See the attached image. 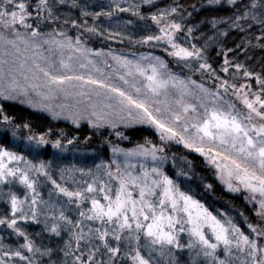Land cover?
I'll list each match as a JSON object with an SVG mask.
<instances>
[{"label": "snow or ice", "instance_id": "snow-or-ice-1", "mask_svg": "<svg viewBox=\"0 0 264 264\" xmlns=\"http://www.w3.org/2000/svg\"><path fill=\"white\" fill-rule=\"evenodd\" d=\"M93 140L108 159L56 166ZM174 146L242 203L213 209ZM0 264H264V0H0Z\"/></svg>", "mask_w": 264, "mask_h": 264}, {"label": "trees", "instance_id": "trees-1", "mask_svg": "<svg viewBox=\"0 0 264 264\" xmlns=\"http://www.w3.org/2000/svg\"><path fill=\"white\" fill-rule=\"evenodd\" d=\"M104 4L108 3V0H102ZM125 19L130 18L128 14H122ZM131 31L135 32V29H130ZM88 46L92 48H112V49H119V50H151L147 46H141L134 43L129 42L127 39L124 40L123 43H120L118 40L108 41L104 38H92L88 41ZM157 52H161L160 49H152ZM162 53V52H161ZM163 54V53H162ZM166 59L170 60V67L176 68L174 62H171L170 57H165ZM16 113L18 115L27 116L33 122L34 128H43L44 126H56V127H67L69 126V122L60 119V120H53L51 116L47 113L34 109L26 104H20L19 102H15ZM83 128H87V124L82 123ZM142 130V135L156 137L154 131L145 126H137ZM157 139V138H154ZM132 140L139 142L141 141V134L137 133L136 135L132 136ZM131 140V141H132ZM127 142V141H125ZM127 145V143H125ZM90 148H96V152L87 151L85 152L83 148H81L78 152L68 151L62 154V159H60L56 166L60 164L69 165V164H76L78 166H86L90 167L94 163L99 162V158L102 157L104 159H108L110 157V151L107 147L101 149L99 142L97 140H93ZM55 151L51 149L49 146L47 148L46 154L42 156L43 159H50L52 152ZM172 151L178 152L180 155L187 156L189 160L193 162V172L194 175H191V183L192 186L196 189L197 193H201L203 195V199L206 203L210 204L213 209L224 208L227 210L230 204H237L239 205L242 203L238 194L230 193L227 189H225L222 184L217 180L214 170L211 169L207 163H205L202 156L198 153H191L186 149H183L181 146H174ZM171 167V165H169ZM174 174V173H173ZM203 177L204 179L201 180L200 178ZM205 183H211L213 185L212 190H206L204 188Z\"/></svg>", "mask_w": 264, "mask_h": 264}, {"label": "rangeland", "instance_id": "rangeland-1", "mask_svg": "<svg viewBox=\"0 0 264 264\" xmlns=\"http://www.w3.org/2000/svg\"><path fill=\"white\" fill-rule=\"evenodd\" d=\"M92 48V47H91ZM106 49H110V50H112V51H116L118 54H122V55H129L131 58H134V57H132V53H139V52H147V51H154V50H136V51H132V50H119V49H112V48H106ZM156 54H162L161 52H157V51H154ZM93 59H99V60H102L103 58L102 57H100V58H97V57H95V55L93 54ZM108 60H109V63L111 64V63H113L112 61H111V58H108ZM101 67H105L103 64H101L100 65ZM90 69H79V68H77V71L78 72H88ZM112 69H110V68H107V67H105V74H107V72H109V71H111ZM94 74H96V73H94ZM194 78H196V79H198L199 78V76L197 75V76H195ZM113 79L114 80H116L117 78L116 77H113ZM37 99H39L38 97H37ZM70 99V98H69ZM45 102H47V103H52V104H61V103H64L65 102V98L63 97V96H59V97H53L50 101H45ZM27 105V104H26ZM29 106V105H28ZM34 109H37V110H41V111H43V112H45V113H47L49 116H51L50 114H49V112H47V111H45V110H43V109H39V108H34ZM83 123H85V124H87L86 122H83ZM143 126H145V127H148V128H150L149 126H147V125H143ZM151 129V128H150ZM153 139L154 138H157L158 139V137L156 136V137H152ZM117 142H120V141H117ZM120 143H122V146L123 147H131L132 146V144H134V143H136V141H131V142H129V141H127V142H125V141H123V142H120ZM125 143H127V145H125ZM182 147V146H181ZM110 155H111V153H110ZM203 158V157H202ZM204 159V158H203ZM205 161V160H204ZM205 163H206V161H205ZM209 166H211V169H213L214 170V173H215V168H214V166H212V165H209ZM217 178V180L222 184V186L225 188V189H227L226 188V186L219 180V178L218 177H216ZM228 190V189H227Z\"/></svg>", "mask_w": 264, "mask_h": 264}]
</instances>
